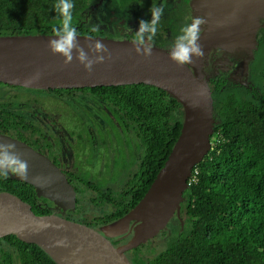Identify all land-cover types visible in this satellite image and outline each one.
I'll use <instances>...</instances> for the list:
<instances>
[{"label":"trees","instance_id":"16d2710c","mask_svg":"<svg viewBox=\"0 0 264 264\" xmlns=\"http://www.w3.org/2000/svg\"><path fill=\"white\" fill-rule=\"evenodd\" d=\"M69 2L73 4L70 25L80 36L105 37L103 30L109 31L110 26L114 28L117 23L111 21V10L114 9L117 18H126L132 7H139L146 17L149 15L153 30L149 36L144 31L146 37L137 31L120 33L127 40L167 50L172 44L185 43L180 37L185 35L183 29L190 25L187 20L189 0ZM59 4L61 0H0V37L57 35L56 31L63 30L65 21L57 7ZM92 10H96V14L102 11L105 16L98 26L90 25L95 16ZM158 11L159 20L152 24L153 13ZM139 35L141 41L137 40ZM257 42L259 50L263 49V29ZM251 73L257 86L253 90L238 87L243 84L237 83L225 91L221 80L216 87L214 81L213 85L209 84L213 90L216 122L210 138L211 150L192 172L196 182L183 194L179 220L175 217L160 233L163 246L152 247L155 237L127 252L131 264H264V74L256 80L253 68ZM0 88L23 90L3 84ZM44 93L55 102L65 99L72 104V109L80 103L79 96H89L94 106L103 109L102 115L109 123L117 122L127 142L136 146L131 163V168L136 169L133 168L121 191L104 189L88 178L72 174L78 184L73 185L69 180L76 196L93 192L94 197L88 198V202L95 208L107 205L109 209L92 219L83 218L79 197L66 212L65 219L93 229L121 219L141 201L164 167L182 128L181 106L162 90L143 84ZM77 119L76 114H71L70 121ZM69 124L76 127L75 122ZM28 126L33 128L23 117L6 111L0 104V134L31 146L26 134ZM2 192L28 204L36 216L51 214V203L37 198L33 187L12 180L9 175H0ZM173 223L178 225L176 233L169 230ZM130 238L120 237L112 243L125 244ZM146 247L148 256L141 253ZM0 264L55 262L38 246L23 243L11 235L0 239Z\"/></svg>","mask_w":264,"mask_h":264},{"label":"water","instance_id":"95a60500","mask_svg":"<svg viewBox=\"0 0 264 264\" xmlns=\"http://www.w3.org/2000/svg\"><path fill=\"white\" fill-rule=\"evenodd\" d=\"M190 7L206 21L196 41L204 56L193 55L185 64L172 58L179 45L166 51L132 40L75 35L69 36L73 46L66 57L52 49L62 35L0 37V84L34 91L143 84L176 100L183 114L180 135L144 197L124 217L97 229L63 217L75 205L76 192L54 163L24 142L0 134V145L9 146V154L27 165L23 171L18 165L8 168L9 177L33 187L37 198L62 215L36 216L28 204L2 192L0 239L14 235L41 248L55 264H131L127 252L154 239L175 217L179 220L187 182L210 152L216 124L203 67H208L212 51L219 50L223 57L242 58L239 74L247 79L264 27V0H190ZM97 42L104 51L96 49ZM81 52L87 57L83 63ZM88 60L93 61L90 71L85 68ZM125 236H131L125 244L112 243ZM65 240L66 245L61 243Z\"/></svg>","mask_w":264,"mask_h":264},{"label":"rangeland","instance_id":"374dc122","mask_svg":"<svg viewBox=\"0 0 264 264\" xmlns=\"http://www.w3.org/2000/svg\"><path fill=\"white\" fill-rule=\"evenodd\" d=\"M189 8L191 11L189 16L191 24L195 18L201 17L198 14H193L190 4ZM130 10L126 18H117L114 9L111 10V21H116L117 23L114 28L111 27L112 25L109 28V31L115 29L113 32L103 30L106 33L103 38L117 41L125 40L120 33L139 32L141 21L148 24V28L145 29L146 36L151 35L153 29L150 24L151 19L149 15L146 17L139 10V7L137 9L132 7ZM95 11H91L95 14L93 20H91L90 25L92 26H98L105 20L102 11L97 14ZM141 35L145 36L144 32ZM212 52H218L215 56L216 61H210L208 67H203V69L205 72L207 71V74L211 73V75L208 74V79L213 78L217 80L221 76V73L229 74L230 69L228 70L227 66H232L233 68L234 65L230 61L231 58L227 56L223 57L220 51L213 50ZM254 53V59L250 63L248 71L250 72L253 68V73L257 75L256 80H258L264 74V48L259 50L257 46ZM239 66L240 64H238V68ZM220 68H222V71ZM235 73H237V78H230V84L226 90L228 88L229 90L232 89L231 85L235 86L238 81L243 79L242 76L238 77L239 74L236 70ZM207 78L206 80H208ZM43 92H35L28 89L11 90L0 88V104L4 105L6 111L23 117L26 124L33 126V128L28 126L27 135L38 139H41L43 136L46 139V143H53L54 145H52L55 148L64 153L67 163L61 155H57L54 152L55 150L48 149L50 156L57 160L56 164L59 166V162L62 164V169H66L63 173L65 175L69 173L68 178H70L69 180L72 181L73 185L74 183L78 184V180L73 179L71 174L82 179L88 178L105 187L104 189L111 188L110 190L114 192L121 191L128 181L133 168L136 169V167L131 168V163L137 150L135 145L127 142V137L122 132L120 125L115 121L112 122L113 124H110L109 119L102 115L103 109L101 110L100 106H94L90 102L89 96H79L78 100L80 103L77 102L76 107L72 109V104L70 102L69 104L65 99L64 101L60 99L55 102L49 95H45L47 93L43 94ZM71 114H76L78 119L70 121ZM69 122H75L76 127H72ZM88 128H91V130ZM47 146L50 145L47 144ZM123 170L126 172L124 173ZM119 175L122 176L119 177ZM79 197L76 196V199L78 200ZM92 197H94V193L90 191H87L80 197L83 218L92 219L95 216L102 215L109 209L107 205L95 208L88 202V198ZM169 230L176 233L178 225L173 223ZM159 235L156 236L157 238L152 243L153 248L163 246V237H159ZM148 250L147 247L142 248V255L148 256Z\"/></svg>","mask_w":264,"mask_h":264},{"label":"clouds","instance_id":"9594fccd","mask_svg":"<svg viewBox=\"0 0 264 264\" xmlns=\"http://www.w3.org/2000/svg\"><path fill=\"white\" fill-rule=\"evenodd\" d=\"M57 7L61 11V14L65 17V21L63 30H57L56 34L62 35L64 38L60 42H52V49L54 52L63 53L64 56L68 57L73 46L71 40L69 39V36L77 35L76 30L70 25L71 9L73 7V4L70 3L69 0H61V4H59ZM153 16L154 20L152 24H156V21L159 20L160 11L153 13ZM204 23H206V21L203 18H195L190 25L183 29L185 35L180 37V39L187 41V43L179 45L176 48V50L172 54V58L174 60H176L180 64H185L192 62L193 55L197 56L198 58H202L204 56L202 47L196 43V41L200 38V26ZM146 28H148V24L144 21H141L139 30L140 34H142ZM137 40L141 41V35L137 37ZM95 47L98 51L105 50V46L100 44L99 42H97ZM79 59L83 63L87 60V57L83 52H81ZM102 59L103 58L100 57L98 58V61H102ZM92 64L93 61L88 60L85 64V68L90 71L92 68ZM7 147L9 146L0 145V149H2L0 150V175L4 177H7L8 175L7 169L12 168L14 165H18L21 171H23L27 167L26 164L20 163L14 155L9 154V152L7 151ZM13 170L15 169L13 168ZM61 243H64L66 245L67 241L65 240Z\"/></svg>","mask_w":264,"mask_h":264},{"label":"flooded vegetation","instance_id":"af4514ba","mask_svg":"<svg viewBox=\"0 0 264 264\" xmlns=\"http://www.w3.org/2000/svg\"><path fill=\"white\" fill-rule=\"evenodd\" d=\"M189 4H190V0H189ZM190 13H191V11H189V15L187 16V20H188V22L190 23V19H189V16H190ZM191 18V17H190ZM203 28V25H201L200 26V29H202ZM125 40H127V39H125ZM187 43V41H185V43L184 44H186ZM178 45H181V44H178ZM175 46H177V45H170V46H168L169 48H167V50L166 51H170V50H172ZM219 51V50H218ZM223 53V52H222ZM216 54H218V52H215V53H212V54H210V56H209V59H208V63L210 62V61H216ZM231 62H232V64L234 65V67L232 68V66H227V68H228V70H229V74L231 75H229V74H222L221 73V76L217 79V80H215V79H208V81H209V84H212L213 82L212 81H214V86L216 87L217 85H218V81H220V82H223L224 83V86L227 88V86H229V84H230V78L232 77V78H237V73H235V70L238 72V74L240 73V71H239V68H238V64H240V62L242 61V58H235V59H232L231 58V60H230ZM221 69V71H222V68H220ZM208 74H210L211 75V73L209 72ZM216 74H218V73H216ZM216 74H215V76H216ZM241 74V73H240ZM240 74L238 75V77H240ZM230 77H229V76ZM209 76V75H208ZM252 73H251V71L249 72V74H248V78L247 79H245V78H243L241 81H238L237 83H241V84H243V85H240V84H238V85H240V86H238V87H243V88H246V89H254V88H257V86H256V84L254 83V79L252 78ZM229 77V78H228ZM256 77V76H255ZM257 78V77H256ZM252 81V82H251ZM243 82V83H242ZM235 83V82H234ZM236 83V84H237ZM213 85V84H212ZM236 86V85H235ZM244 86H246V87H244ZM234 86L232 85V88H233ZM226 88H225V90H226ZM212 91V97H213V90H211ZM89 130H91V128H88ZM28 137V139H29V141H30V143H31V146H29V147H31L33 150H35V151H37V152H39V153H41V154H43V155H45L52 163H54L55 164V166L57 167V168H59L62 172H65L66 171V169L64 170V169H62V164H60L59 162H58V164H59V166L56 164V162H57V160L55 159V158H53L52 156H50V151L49 150H55L54 152L57 154V155H61L62 157H63V159H64V161L66 162V159L64 158V153L63 152H61V151H59V149H57V148H55L52 144H50V143H46V139L45 138H43V136L41 137V139H38V138H36V137H34V136H32V137H30V135H27ZM26 144V143H25ZM47 144H49L50 146H47ZM27 145V144H26ZM58 147V146H57ZM47 148V149H46ZM60 148V147H59ZM49 149V150H48ZM61 149V148H60ZM54 153V154H55ZM67 163V162H66ZM11 171L12 172H14V170L13 169H11ZM72 172V171H71ZM67 177V179H68V181H69V178H68V176H66ZM51 209V214H55V215H59V216H62L61 215V212H58V211H54V210H52V207L50 208ZM67 216V213L65 214V215H63V217L65 218ZM115 240H117V239H115ZM113 241V240H112Z\"/></svg>","mask_w":264,"mask_h":264},{"label":"built area","instance_id":"2783aa9c","mask_svg":"<svg viewBox=\"0 0 264 264\" xmlns=\"http://www.w3.org/2000/svg\"><path fill=\"white\" fill-rule=\"evenodd\" d=\"M196 182V179L195 177H190V179L188 180V186H190L192 183H195Z\"/></svg>","mask_w":264,"mask_h":264}]
</instances>
